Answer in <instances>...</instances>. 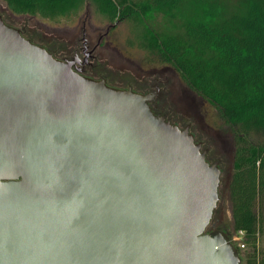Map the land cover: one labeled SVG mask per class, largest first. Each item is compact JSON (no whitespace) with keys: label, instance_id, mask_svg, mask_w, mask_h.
I'll return each instance as SVG.
<instances>
[{"label":"water","instance_id":"water-1","mask_svg":"<svg viewBox=\"0 0 264 264\" xmlns=\"http://www.w3.org/2000/svg\"><path fill=\"white\" fill-rule=\"evenodd\" d=\"M78 62L0 16V264H242L207 232L218 162Z\"/></svg>","mask_w":264,"mask_h":264},{"label":"trees","instance_id":"trees-1","mask_svg":"<svg viewBox=\"0 0 264 264\" xmlns=\"http://www.w3.org/2000/svg\"><path fill=\"white\" fill-rule=\"evenodd\" d=\"M4 1L14 14L55 21L88 0ZM89 1L111 22L128 20L141 27L143 46L157 51L228 123L237 125L229 185L233 226L255 248L258 199L264 192V142L252 143L248 136L264 132V0ZM160 15L167 24L155 33L148 22ZM247 263L264 260L255 251Z\"/></svg>","mask_w":264,"mask_h":264},{"label":"rangeland","instance_id":"rangeland-1","mask_svg":"<svg viewBox=\"0 0 264 264\" xmlns=\"http://www.w3.org/2000/svg\"><path fill=\"white\" fill-rule=\"evenodd\" d=\"M0 16L58 59L82 50L84 43L89 50L95 48L93 67L86 73L94 79H105L110 86L131 87L142 93L144 89L153 88L158 80L165 98L161 114L180 128L188 126L195 139L203 142L210 161H218L221 177L214 220H219L222 231L237 249L242 264H248L255 251L258 259L264 260V192L258 199L260 232L256 247L247 241L245 235V248L234 240L237 232L233 226L229 185L238 147L237 125L228 123L221 110L193 90L157 51L143 46L141 27L128 20L111 22L89 0L55 21L14 14L7 3L0 0ZM166 24L161 15L148 22L155 33L164 29ZM248 138L252 143H263L264 132L251 133Z\"/></svg>","mask_w":264,"mask_h":264},{"label":"flooded vegetation","instance_id":"flooded-vegetation-1","mask_svg":"<svg viewBox=\"0 0 264 264\" xmlns=\"http://www.w3.org/2000/svg\"><path fill=\"white\" fill-rule=\"evenodd\" d=\"M21 32L23 33V30H21ZM94 51H95V48L89 50L87 43H84L82 50H79V49L75 50L72 53V56L70 55L69 57H63L62 59L63 60H75L78 58L79 62L76 63V65L74 66V69L78 70L84 76L91 77L86 73V71L87 69L93 67L92 59H94V56H93ZM153 88L149 87L148 89H144L142 90V93H150L154 95V98L150 101V105L152 109L155 111V113L161 114L163 104L165 103V98L163 97V93L161 92L162 90L160 88V82L158 80L155 81ZM196 141L203 144L202 141H199L197 139ZM202 148H203V145H202ZM203 150H207V149L203 148ZM207 159L209 160L210 163H214L210 161V158L208 156V150H207ZM215 162H218V161H215ZM214 219L215 218L213 214V218L207 228L208 229L207 232L211 234H217L218 232H223L219 220H214Z\"/></svg>","mask_w":264,"mask_h":264},{"label":"built area","instance_id":"built-area-1","mask_svg":"<svg viewBox=\"0 0 264 264\" xmlns=\"http://www.w3.org/2000/svg\"><path fill=\"white\" fill-rule=\"evenodd\" d=\"M245 233L243 231L237 232V237L234 238L235 242L240 245L241 248H245V239H244Z\"/></svg>","mask_w":264,"mask_h":264}]
</instances>
